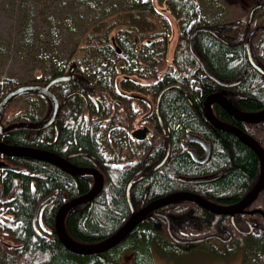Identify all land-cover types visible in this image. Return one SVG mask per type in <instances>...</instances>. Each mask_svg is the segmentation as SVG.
<instances>
[{"label":"trees","instance_id":"16d2710c","mask_svg":"<svg viewBox=\"0 0 264 264\" xmlns=\"http://www.w3.org/2000/svg\"><path fill=\"white\" fill-rule=\"evenodd\" d=\"M147 1L130 0L131 4L139 5L150 4V0ZM181 1L182 5L176 13L181 21L179 31L185 38H188L194 25L188 26L187 23L191 22L190 18L200 10L201 6L198 0ZM134 13V11L123 10L110 14L109 17L99 18L82 35L69 54L66 68L94 69L93 78H98L101 81V77L105 76L102 70L106 68L114 70L120 66L115 61L103 63V60L120 58L124 51L128 56L127 58L140 60V65L150 62L147 58V55L150 54L149 51L137 54L135 49H130V39L129 43L125 40V36L133 38L136 28L138 29L137 25L134 24ZM136 20H139V18ZM146 20L149 21L148 25L151 24L150 19L146 18ZM161 21L159 20V25L161 24L162 27L163 21ZM144 30L148 29H142V31ZM111 36L123 49L120 54L113 49ZM195 38L196 44L201 43L203 46L211 65L217 73L227 78H234L237 73L242 75V81L239 85L245 94L251 96L243 104L247 108H258L261 105V99L256 97L264 94V85L255 74L251 71L247 72L249 67L243 51L240 48H234L230 51L233 54L227 55L226 46L211 38V35L204 31L197 32ZM186 52L190 55L189 50H186ZM107 56L108 58H106ZM156 58L158 60L164 59L165 53L157 54ZM182 61L179 63L181 67L178 65L179 69L191 67L189 61L185 59ZM68 65L70 66L68 67ZM62 66L61 63L55 68H62ZM146 66L150 68L155 65L147 64ZM196 67L199 69L198 66ZM193 72L191 75L190 73L188 76L184 75V78H187L184 84L186 85L189 82L196 87L205 82L204 85L202 84L203 91L199 93L191 88L194 96H189L186 93L187 91H184V86L181 87L180 91L174 87L162 98L161 107L167 113L174 142L187 127L192 132H205L213 142L212 155L206 164H200L192 160L191 156L186 153H181L173 156L167 164L147 175L146 178L133 181L134 183L129 187V197L134 210L140 207V200L137 203L135 202L136 199L142 196L151 199L155 196H163L182 189L184 186L194 191L201 192L203 190L205 195L221 198L223 200H216L221 203L232 202L248 182L256 176L257 160L253 152L229 132L213 131L207 125V120L203 118L198 104L200 94L210 89L208 85L210 80L208 76H202V82L200 83L197 81L198 75H194L197 71L194 74ZM13 86L14 82L12 80L0 79V99ZM25 95L26 93L19 94L13 99L14 101L5 107L4 120L7 122L3 121V124L40 118L39 99L41 98L38 94H27L30 96L29 113L20 111L25 107L22 106V102L17 101ZM13 103H16L14 107H12ZM72 107L75 109L76 104L72 103ZM219 116L223 117L225 113L222 112ZM54 133V125H49L43 130L15 127L0 134V139L8 143L43 148L64 156L72 151L95 152L96 146L93 137L78 128H72L70 124L60 125L56 137ZM113 148L118 149L113 146L108 150L111 151ZM0 158L19 169L0 168V188L2 190L0 199V264H121L124 261L123 255L126 251L130 252L128 255H131V264H156L152 254L153 249L164 247L169 242L177 243L173 237L180 240L181 238L185 239V244H199V241L192 240L206 233L215 232L217 223L222 227L229 224V220L225 215L217 214H214L215 219H212V216H208L206 220L204 219L205 225L203 224L204 221H195L196 217L203 215L202 212V214L198 212L186 214L185 216L189 220L185 222V211L189 210L194 204L195 209H197V204L190 200H175L164 206L166 208L164 211L168 215L169 232L167 220L159 217L158 221H154L153 218L146 215L125 238L106 251L93 254L75 252L66 248L58 239L54 218L58 207L62 203L90 189L86 186L88 178L86 176H80V178L72 176V174L60 170L54 164L37 158L8 156L2 153H0ZM77 158L76 160L73 159L77 164L87 163L86 157L80 155ZM108 167L110 168V166ZM205 170H208V173L223 171V174L210 182L197 184H188L175 178L178 174L196 175L198 172H204ZM117 174H120L119 186L103 187L90 200L67 210L63 217V226L71 239L81 244L97 242L113 233L131 215L132 212L126 199V187L129 177L133 176L134 173L132 174L130 171ZM75 181L78 184L77 186ZM33 219H35L34 224ZM41 223L44 227L41 226ZM188 230H198V233L193 236V234L182 232H189ZM208 238L210 237H207L204 241L206 242ZM235 239L232 236L229 243ZM254 247L258 248L256 250L258 255L264 252V242H249L248 249L251 250ZM242 260L243 264H246V259L243 256L240 257V261ZM256 263L262 262L257 259L250 261V264Z\"/></svg>","mask_w":264,"mask_h":264},{"label":"flooded vegetation","instance_id":"af4514ba","mask_svg":"<svg viewBox=\"0 0 264 264\" xmlns=\"http://www.w3.org/2000/svg\"><path fill=\"white\" fill-rule=\"evenodd\" d=\"M181 3V0H150V4L148 5L131 4L125 7L126 9L114 11V13L123 10L135 12L133 15L134 24L135 26L137 25L138 29L136 28L133 38L125 36V40L129 43L130 39V49H135L137 54H139V52H150V54L147 55L150 62H146L145 65H140L141 61L135 58H127L128 56L124 51V54L120 58L103 60V63L115 61L119 63L120 66L114 70L110 68L102 70L105 76H102L100 81L98 78H93L94 69L80 70L71 67L66 68L67 64H64L62 68L46 69V72H48L46 75H38L37 79L35 78L32 81V85H38L40 88H34L33 90L28 89L21 92L26 93L24 96L25 99L23 98L25 100V109H29L30 96L27 95L28 93L38 94L39 98H41L39 99V110L41 111V115L40 118L37 119L38 121L48 120L53 112V100L48 93L41 91V88L48 85V87H46L47 90H49L57 100V107L52 121L39 129L54 125V135L56 137L60 125L70 124L72 128H78L84 133H89L93 137L96 146L95 152L93 153L72 151L65 156L58 154L74 165L87 168L88 172L85 173H70L57 166L60 170L72 174V176H77L79 178L80 176H86V178H88V183H86L87 187L92 188L98 179H101L100 189L103 187L119 186L120 174L117 173H128L130 171L132 174L134 173V175L129 177L128 183L132 181V184L138 179L146 178L147 175H150L167 164L173 156H177L181 153H186L191 156L192 160L200 164H206L209 161L213 150V142L209 136L206 135L205 132H192L187 127L176 138V142H174L167 113L161 107L162 98L174 87L180 91L181 87L184 86V91H187L186 93H188L189 96H194L193 90L199 93L203 91L202 84L204 85L205 82L196 87L189 82L185 85L184 81H186L187 78H184V75L188 76L189 73L191 75L193 71V74L197 71L194 75H198L197 81L200 83L202 82V76H208L200 59L191 51L190 35L188 38H185L178 30L181 21L176 13H178V8L182 5ZM219 3V8L214 10L212 19L206 20L203 15V10L200 7V10L195 13L196 15L194 14L190 18L191 22H188L187 25H194L192 29L201 26L211 27V31H199L210 34L211 38L225 45L228 51L227 55L233 54V52H230L231 49L240 48L243 51L244 58L249 67L247 72L249 73V71H251L255 74V76L262 81V85H264V0H219ZM227 10L229 15L226 16ZM111 13L105 15V17H109ZM148 14L154 16V19L151 20V24L149 25V21L146 20V15ZM158 16H160L163 21H161L163 24L162 27L161 24L159 25ZM138 18L139 20H136ZM142 29H148L149 32L145 34L144 31L146 30L142 31ZM141 35L142 37L139 38ZM195 35L193 37V47L197 55L203 59L209 70L220 81L225 83H219L208 76L210 80V82H208L210 89L207 90L208 92L206 91L199 96L198 107L200 112L203 118L207 120V125H209L213 131L229 132L234 138L253 152L257 160L256 172L258 175L256 173L255 178L253 177L238 196L233 199L232 202L228 203L216 201L223 199L205 195L203 190L201 192L194 191L184 186L182 189L175 191L182 190L193 192L200 196V200H208L220 206L235 205L241 200H250L247 203L241 204L240 209L233 213L212 212L196 203L197 209H195L194 204L189 210L185 211L186 213L184 216L192 212H194V214L196 212H202L203 215L196 217L195 221H204L203 224L205 225V220L208 216H212V219H215L214 214L225 215L229 220V224H225L222 227L217 223L215 232L195 237L201 239L199 240V244H203L205 242L204 239L206 240L207 237L216 235L217 241L223 244L222 246L220 245V248H215L217 252L224 253L226 251L233 254V250L239 247V251L241 252L239 256L249 259L245 262L246 264H249L252 259H257L262 262V260H264V252L258 255V251L256 252L258 248L254 247L249 250L248 245L249 242H264V185L258 189L254 196L247 197V194L259 181L262 173L260 156L242 139V137L214 125L207 118L206 113H211L219 121L245 132L256 141L257 147L261 149L262 155H264V94L256 97L261 99V105L258 106V108H247L243 102L250 99L251 96L245 94L239 85L242 81V75L237 73L234 75V78H227L217 73L211 65L201 43L198 45L196 44ZM113 36H111L113 49L120 54L123 49L115 42ZM186 50H189L190 55H188ZM162 52L165 53V58L158 60L156 55ZM108 56L110 55L108 54ZM108 56L106 58H108ZM183 59L190 62V68H188V66L179 69L178 65ZM147 64L155 66L147 68ZM196 66H198L199 69H197ZM58 76H64V79L51 82ZM191 88L193 90H191ZM10 90H12V88L7 90L3 97ZM19 94L15 95L11 98L12 100L10 99L0 107V134L18 127L14 126L10 130H6L5 128L9 125L20 122H37V120H24L12 122L10 124L2 123L5 121V107L10 102L14 101L13 99ZM213 96H221L227 99L234 108L239 110L242 114L249 115V117L252 118L248 117L243 119L236 117L225 110ZM3 97L0 99V102ZM72 103L76 104L75 109H73ZM221 109L223 111H220ZM222 112L225 113L223 117L219 116ZM2 142L6 141L2 140ZM113 146H116L118 149L113 148L111 151L110 149L108 150V148ZM80 155L87 158V163L77 164L74 162L73 159H78L77 157ZM0 160L9 164V162L5 161L3 158H0ZM39 160L46 161L44 159ZM108 166H110V168ZM207 171L208 170L198 172L196 175L178 174L175 178L188 184H197L201 182H210L223 174V171H212L209 173ZM199 178L201 179L200 181H194ZM75 185L77 186L78 184L76 183ZM1 196L2 190L0 191V199ZM163 196H155L151 199L142 196L136 199L135 203L140 200V207L135 210ZM126 199L128 203H132L129 193L128 197L126 193ZM143 200L152 201L144 202ZM171 200L193 199L177 197ZM164 206L165 205H160L153 208L146 215L153 218L154 221H158L159 217L167 220L168 215L164 211L166 209ZM161 207L163 208L161 209ZM188 220L189 219L185 216L184 221L188 222ZM34 221L35 219H33V224ZM41 226L44 227L43 223H41ZM188 231L189 232H182L184 234H193V236L198 233V230ZM223 234L225 235L224 239L219 236ZM232 236L236 238L233 240L235 243L234 245H232L233 241L228 243ZM177 240L179 242L181 241L180 244H184L185 242L183 238ZM169 244L174 243L169 242L166 247H168ZM203 248H205V244L201 246V249ZM157 249L158 248H156V250ZM223 249H225V251ZM238 264H243V260L238 262Z\"/></svg>","mask_w":264,"mask_h":264},{"label":"rangeland","instance_id":"374dc122","mask_svg":"<svg viewBox=\"0 0 264 264\" xmlns=\"http://www.w3.org/2000/svg\"><path fill=\"white\" fill-rule=\"evenodd\" d=\"M198 1L204 18L212 19L219 0ZM128 5H131L130 0H0V79L12 80L14 89L31 84L38 75H46V69L67 64L69 54L82 35L99 18L126 9ZM146 18L153 20L154 16L148 14ZM158 19L161 21L160 16ZM23 98L17 102H22L24 107ZM14 105L16 103L12 107ZM20 111L29 113L30 109ZM219 236L225 237L224 234ZM216 240L215 236L208 238L203 249V244H169L154 248L152 254L156 264H238L240 248H235L233 254L225 249V255L218 254L215 248L223 244ZM128 254L129 251L124 253L121 264H131Z\"/></svg>","mask_w":264,"mask_h":264},{"label":"water","instance_id":"95a60500","mask_svg":"<svg viewBox=\"0 0 264 264\" xmlns=\"http://www.w3.org/2000/svg\"><path fill=\"white\" fill-rule=\"evenodd\" d=\"M199 30L211 31L212 28L207 27V26H201V27L195 28L191 32V34H190L191 51L193 52V54H196L197 58L200 59L204 70L206 71L207 75L211 79H213L219 83H224V82L220 81L209 70V68L206 66V63L203 61V59H201L197 55L196 51L194 50L193 37H194L195 33ZM63 78H64V76H59V77H56L55 79H53L51 82L57 81V80H60ZM38 87H39L38 85H32V84L31 85L26 84V85L17 86L16 88L7 92V94L3 97V99L0 102V107H2L7 101H9L11 98H13L15 95L21 93L22 91H26L28 89L33 90L34 88H38ZM46 87H48V85H46ZM46 87L41 88V91H45L46 93H48L53 100V112H52V115L48 118V120L37 121V122H20L17 124L9 125L8 127L5 128L6 130H10L14 126H18V127H22V128H30V129H39L41 127L46 126L47 124H49L52 121V117H53L54 112H55L56 107H57V100H56L55 96L49 90H47ZM213 98L215 100H218L219 103L222 105V107L225 110H227L231 114L235 115L236 117H240L243 119H246L249 117V115H244L239 110L234 108L229 103V101L227 99H225L221 96L220 97L213 96ZM206 116L214 125L218 126L219 128L233 132V133L239 135L240 137H242V139L248 145H250L260 156V160L262 163L261 176H260L257 184L254 186V188L247 194V197L254 196L256 194V192L258 191V189H260L264 185V155H262L261 149H259L257 147L256 141L253 138H251L250 136H248L245 132L241 131L240 129H238L234 126L227 125V124L219 121L211 113H206ZM249 118H252V117H249ZM0 152L4 153L6 155H20V156H29V157H33V158L44 159V160L58 166L59 168H62L63 170L70 172V173L88 172L87 168L74 165L71 162H69L68 160H66L65 158L59 156L58 154H56L52 151H49V150L41 149V148L25 146V145H20V144H9V143L0 141ZM0 168L17 169L16 167H13V166H11V165H9V164L5 163L4 161H1V160H0ZM200 180L201 179L199 178V179H195L194 181H200ZM130 185H131V182H129L127 185V190H126L127 197H128ZM100 186H101V179H98L97 182L95 183V185L92 188H90L87 192L80 194L79 196L70 198L68 201L64 202L56 211L55 219H54V226H55L56 234L58 236V239L63 243V245L72 251L79 252L82 254H93V253L106 251L107 249H109V248L113 247L114 245H116L117 243H119L150 210H152L153 208H156L160 205H165L171 201H174V200H171L173 198H177V197L191 198V199H193L191 201L203 206L204 208H206L212 212H217V213H233L234 211L240 209L241 204L247 203L248 201H250V200H241L240 202H238L235 205L220 206V205H215V204L209 202L208 200H200V196L196 193H193V192L174 191V192L166 194L165 196L161 197L158 200L152 201L151 203L141 207L137 211H133V207L131 206V203H129L130 210L132 212L131 215L113 233H111L107 237H105V238H103L97 242L91 243V244L78 243V242L74 241L73 239H71L67 235V233L65 232V229L63 226V217H64L65 213L67 212V210L69 208H71L72 206L77 205V204H81V203L86 202L89 199H91L99 191ZM0 191H1V188H0Z\"/></svg>","mask_w":264,"mask_h":264},{"label":"bare ground","instance_id":"6f19581e","mask_svg":"<svg viewBox=\"0 0 264 264\" xmlns=\"http://www.w3.org/2000/svg\"><path fill=\"white\" fill-rule=\"evenodd\" d=\"M164 2H165V1H164ZM90 3H91V2H90ZM195 15H196V14H195ZM115 17H116V16H115ZM123 17H124V16H123ZM178 30H179V29H178ZM24 36H25V35H24ZM86 36H87V35H86ZM58 37H59V36H58ZM59 40H60V39H59ZM196 50H197V48H196ZM69 66H70V65H68V67H69ZM83 69H84V68H83ZM59 71H60V70H59ZM86 75H87V74H86ZM81 76H82V75H81ZM58 77H59V76H58ZM136 77H137V76H136ZM54 79H55V78H54ZM63 79H64V78H63ZM139 79H140V78H139ZM161 83H162V82H161ZM176 83H177V82H176ZM180 85H181V84H180ZM160 86H161V85H160ZM123 91H124V90H123ZM228 91H229V90H228ZM105 92H106V91H105ZM20 94H21V93H20ZM73 95H74V94H73ZM201 95H202V94H201ZM61 97H62V96H61ZM64 99H65V98H64ZM11 100H12V99H11ZM110 100H111V99H110ZM62 103H63V102H62ZM103 104H104V103H103ZM68 106H69V105H68ZM69 107H70V106H69ZM59 108H60V107H59ZM65 110H66V109H65ZM79 114H80V113H79ZM49 115H50V114H49ZM67 115H68V114H67ZM0 119H1V118H0ZM37 121H38V120H37ZM42 130H43V129H42ZM5 132H6V131H5ZM167 134H168V133H167ZM54 136H55V135H54ZM40 138H41V137H40ZM49 141H50V140H49ZM121 162H122V161H121ZM35 178H36V177H35ZM67 201H68V200H67ZM65 202H66V201H65ZM62 204H63V203H62ZM62 204H61V205H62ZM61 205H60V206H61ZM60 206H59V207H60ZM59 207H58V208H59ZM57 210H58V209H57ZM153 211H154V210H153ZM238 223H239V222H238ZM5 228H6V227H5ZM53 234H54V233H53ZM1 237H3V236H1ZM125 237H126V236H125ZM125 237H124V238H125ZM2 239H3V238H2ZM12 242H13V241H12ZM93 243H94V242H93ZM21 244H22V243H21ZM89 244H91V243H89ZM17 245H18V244H17ZM2 253H3V252H2ZM5 253H6V252H5ZM7 254H8V253H7ZM6 256H7V255H6ZM250 258H251V257H250ZM262 264H264V263H262Z\"/></svg>","mask_w":264,"mask_h":264},{"label":"crops","instance_id":"0c3cea01","mask_svg":"<svg viewBox=\"0 0 264 264\" xmlns=\"http://www.w3.org/2000/svg\"><path fill=\"white\" fill-rule=\"evenodd\" d=\"M218 254H221L220 252H218Z\"/></svg>","mask_w":264,"mask_h":264}]
</instances>
